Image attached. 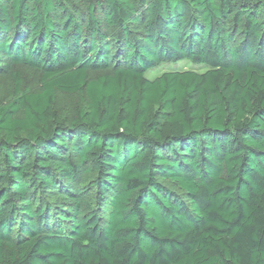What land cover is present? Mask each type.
I'll use <instances>...</instances> for the list:
<instances>
[{"label": "trees", "instance_id": "trees-1", "mask_svg": "<svg viewBox=\"0 0 264 264\" xmlns=\"http://www.w3.org/2000/svg\"><path fill=\"white\" fill-rule=\"evenodd\" d=\"M0 80V264H264V0H0Z\"/></svg>", "mask_w": 264, "mask_h": 264}, {"label": "rangeland", "instance_id": "rangeland-1", "mask_svg": "<svg viewBox=\"0 0 264 264\" xmlns=\"http://www.w3.org/2000/svg\"><path fill=\"white\" fill-rule=\"evenodd\" d=\"M185 71V70H196L198 72L206 71V68H198L191 65L189 62L180 63L178 66H164L160 67L157 70L150 72L147 74L149 79H155L156 77L162 75L164 72L168 71ZM25 85L32 89H36L39 85V81L36 75L32 73L25 72L24 74ZM11 84L8 81H1L0 80V104L8 101L10 96ZM80 97L77 95H64L60 94L58 99V107L62 111H70L74 108L77 102L80 101Z\"/></svg>", "mask_w": 264, "mask_h": 264}]
</instances>
